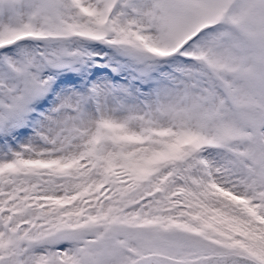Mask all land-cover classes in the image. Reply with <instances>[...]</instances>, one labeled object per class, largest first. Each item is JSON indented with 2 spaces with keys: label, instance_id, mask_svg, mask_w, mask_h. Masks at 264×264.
Returning a JSON list of instances; mask_svg holds the SVG:
<instances>
[{
  "label": "snow or ice",
  "instance_id": "snow-or-ice-1",
  "mask_svg": "<svg viewBox=\"0 0 264 264\" xmlns=\"http://www.w3.org/2000/svg\"><path fill=\"white\" fill-rule=\"evenodd\" d=\"M0 264H264V0H0Z\"/></svg>",
  "mask_w": 264,
  "mask_h": 264
}]
</instances>
